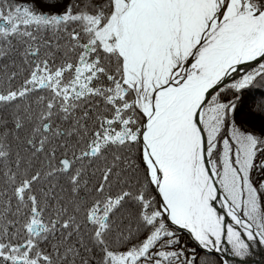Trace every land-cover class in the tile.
I'll return each instance as SVG.
<instances>
[{"label":"snow or ice","instance_id":"snow-or-ice-1","mask_svg":"<svg viewBox=\"0 0 264 264\" xmlns=\"http://www.w3.org/2000/svg\"><path fill=\"white\" fill-rule=\"evenodd\" d=\"M257 89L264 0H0V264H264Z\"/></svg>","mask_w":264,"mask_h":264},{"label":"trees","instance_id":"trees-1","mask_svg":"<svg viewBox=\"0 0 264 264\" xmlns=\"http://www.w3.org/2000/svg\"><path fill=\"white\" fill-rule=\"evenodd\" d=\"M262 91H263V90H261V91H259V92H254V94H256L255 97L259 98L260 93H261ZM263 92H264V91H263ZM239 119L243 120V119H245V116H244V115H241V116L239 117Z\"/></svg>","mask_w":264,"mask_h":264},{"label":"bare ground","instance_id":"bare-ground-1","mask_svg":"<svg viewBox=\"0 0 264 264\" xmlns=\"http://www.w3.org/2000/svg\"><path fill=\"white\" fill-rule=\"evenodd\" d=\"M261 90L264 91V89H257V90H254V92H259V91H261Z\"/></svg>","mask_w":264,"mask_h":264},{"label":"rangeland","instance_id":"rangeland-1","mask_svg":"<svg viewBox=\"0 0 264 264\" xmlns=\"http://www.w3.org/2000/svg\"><path fill=\"white\" fill-rule=\"evenodd\" d=\"M263 92V91H262ZM252 96H255L256 94H254V92L251 94Z\"/></svg>","mask_w":264,"mask_h":264}]
</instances>
